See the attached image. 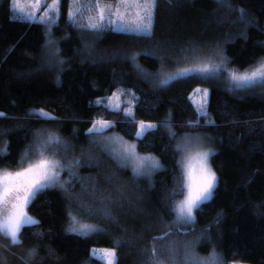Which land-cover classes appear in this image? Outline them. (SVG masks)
I'll return each instance as SVG.
<instances>
[{
  "label": "trees",
  "instance_id": "16d2710c",
  "mask_svg": "<svg viewBox=\"0 0 264 264\" xmlns=\"http://www.w3.org/2000/svg\"><path fill=\"white\" fill-rule=\"evenodd\" d=\"M228 2L243 10V22L239 11L222 7L219 0H157L152 33L146 36L77 31L68 23L70 0H62V16L49 37L44 25L15 18L11 0H0L5 163L15 164L36 133L51 132L62 141L55 158L74 169L70 177L64 173L69 180L63 189H46L27 207L38 223L21 229V244L0 236V264H103L91 256L96 247L115 248L117 264H152L154 259L172 264L170 253L182 261L192 243L202 256L215 250L224 264H264V90L232 91L226 71L215 80L193 77L157 86L161 74L197 60L222 56L226 69L242 73L264 59V0ZM49 38L57 41L62 65L47 62ZM136 54L135 63L153 79H144L126 58ZM199 87L210 91L208 117L200 116V126L189 128L197 119L189 97ZM118 89H130L139 98L137 121L159 125L137 139L138 151L162 164L151 179L121 167L88 134L94 121L104 119L116 124L111 131L136 139V125L96 104ZM165 122L177 133L174 138ZM186 133L212 137L208 145L216 149L211 165L218 182L195 222L180 226L173 223V209L183 197L173 193L180 173L176 148ZM63 143L71 150L65 151ZM70 214L103 231L89 237L67 231ZM32 250L36 254L29 257Z\"/></svg>",
  "mask_w": 264,
  "mask_h": 264
},
{
  "label": "snow or ice",
  "instance_id": "6c2138e0",
  "mask_svg": "<svg viewBox=\"0 0 264 264\" xmlns=\"http://www.w3.org/2000/svg\"><path fill=\"white\" fill-rule=\"evenodd\" d=\"M61 2L62 0H52L53 5L56 6L52 14L58 18L62 16L60 11ZM79 2L80 0H72L73 5ZM219 3L222 7L233 9L232 4L228 0H219ZM100 5L101 0H96L97 15L95 17L89 16L86 23L81 19L83 16L81 8L77 7L73 11L70 7L67 12L68 23L77 31H88L96 35H102L107 30L127 31L146 36L151 35L157 0H116V3L112 5ZM123 5H136L139 10L134 16H126L121 11V6ZM91 10L90 8L89 11ZM125 11H128V9H125ZM236 11L240 12V21L243 22V10L238 9ZM38 23L46 27V35L51 37V29L56 24L51 15L41 16ZM45 47L47 48V62L49 65H62L64 63L63 60L59 59L60 49L57 47V41L49 38L45 43ZM84 47L89 50L91 46L86 44ZM138 55L126 58L134 63L137 70L143 74L144 79H153L154 77L144 72L139 64L135 63ZM225 71L226 69L222 64L215 66L202 64L199 67L181 69L160 80L157 86H164L173 81H181L185 78L193 77L201 81L215 80L223 75ZM227 78L234 89L257 84L264 86V59L250 71H245L243 74H238L236 71L228 72ZM117 92L121 96H131L127 106L121 107L119 103L113 105V98L117 96V93H113L112 96L107 97L108 104L106 107L111 106V112L122 113L125 122H131L136 125L134 135L137 139L142 138L149 130L155 131L158 129V124L147 123L145 120H136L134 102L138 101L139 98L135 93L126 92L123 89H118ZM194 93L195 95L189 97V99L195 105L197 119L195 123L189 122V128L199 127V117L207 115L208 90L197 88ZM96 103L100 104L101 100H97ZM30 115L32 114L30 113ZM42 115L49 120L56 119L55 117H48L47 113H42ZM0 117H5V113L0 112ZM164 126L169 128L170 137L174 138L177 135V133L171 131L170 124L165 122ZM115 127L116 124L113 121L99 119L92 123V127L88 129V134L102 135L107 130ZM6 134L7 132H0V135ZM106 139L109 144L117 145V147L111 149L113 158L120 161L121 167L132 166L134 175H151L152 172L161 167L159 160L155 157L140 155L137 152L136 143H129L120 136L106 137ZM94 142L92 141V143ZM61 144L62 141L53 133L38 132L36 133V140L22 151L15 164L5 163L9 154L6 149L0 151V236L10 240L12 245L22 243L20 234L21 229L25 225L38 223V221L28 216L26 211L28 205L31 204L37 195L46 189L64 188V184L60 183V172L68 169H65L61 162L55 158L56 153L54 151ZM63 147L65 151L71 150V146L67 143H63ZM105 147L107 149V145ZM176 151L181 153V158L178 161L180 173L177 179L179 180V185L173 196H182L183 198L179 199L178 203L175 204L173 211L176 219L173 223L183 222L191 224L195 222L196 213L201 208V205L211 199L217 184V176L210 164L212 152L211 150H203L202 137L199 133H186L183 143L177 145ZM73 165H79V160H73ZM67 231L82 236H89L92 233H100L103 230L97 229L92 225L80 223L76 216H71L70 214V226ZM117 246H119V241H117ZM100 251L104 253L107 264H117L115 248H107ZM35 254V250H32L29 252V257H33ZM153 256L155 257V249H153ZM170 260L172 264H223L222 255L215 250L207 257H199L191 248L185 250L182 261L171 253ZM152 264H162V262L154 259Z\"/></svg>",
  "mask_w": 264,
  "mask_h": 264
},
{
  "label": "rangeland",
  "instance_id": "374dc122",
  "mask_svg": "<svg viewBox=\"0 0 264 264\" xmlns=\"http://www.w3.org/2000/svg\"><path fill=\"white\" fill-rule=\"evenodd\" d=\"M115 3H116V0H112V1H108V2L101 0V5L100 6L112 5V4H115ZM95 5H96V0H80V2L78 4H75V5H73L72 4V0H70V7L72 8L73 11H75V8H77V7H80L81 8V10L83 12V16H82L81 19L85 23L87 22V19H88L89 16L95 17L97 15V10H96ZM55 7L56 6L53 5L52 0H15V2H14V0H11V8H12L14 17L15 18H18L20 20L29 21V22H38V20H39V18L41 16L51 15L52 19L55 20L56 23H58L60 17L58 18L56 15H53L52 14L53 9ZM60 7H61V5H60ZM90 8L92 9L91 11H89ZM125 9H128V11H125ZM138 10H139V8L136 5H123V6H121V11L124 12L126 16H134ZM154 16H155V11H154ZM31 17H34V18H31ZM153 23H154V21H153ZM53 27H54V25H53ZM53 27L51 29L52 32H53ZM113 31H115V30H113ZM116 32H121V31H116ZM122 33H128V34H134V35H141V34L131 33V32H127V31H123ZM202 64H211L213 66L218 65V64H222L225 69L227 68V66L225 65L224 59L222 58V56H219L216 59L197 60V61H194V62L188 64V65L187 64L186 65H183L182 67H179V68H177V69H175L173 71H169V72H166V73L161 74L160 75L161 77H159V78H160V80H162V79H165L168 76L176 73L177 71H179L181 69H184V68H192V67H199ZM1 66H2V56L0 55V79H1ZM248 71H250V70H248ZM228 72H232V71H229L228 69H226L227 77H228ZM237 73L238 74H243L244 72H242V73L237 72ZM227 83H228L229 89L232 90V91H242V90H247L249 88H254V87H257L259 89H263L264 90V86H261L259 84L252 85V86H248V87H244V88H236V89H234L232 87L231 82L228 80V78H227ZM199 89L203 90V89H207V88L199 87ZM123 90L126 91V92L134 93L130 89L129 90L128 89H123ZM207 90H208V97H207L206 111H207L208 102H209V96H210V91H209V89H207ZM114 93H117V96L113 98L112 104L115 105V104L119 103V104H121V107L127 106V102L129 100H131V96L130 95L121 96L120 93L117 92V91L114 92ZM112 95H110V96H112ZM194 95H195V93L193 92L192 95H191V97L194 96ZM110 96H108V97H110ZM97 100H101V103H100L101 105H107L108 104L107 97L100 98V99H97ZM135 105H136V101L134 102V110H135ZM108 107L110 108L111 106H108ZM204 117L207 118L208 117V114L206 116H204ZM147 123H149V122H147ZM199 134L202 137V148H203V150H205V151L211 150V152H212V155L210 156V164H211L212 156L215 154V151H216V149L213 146L208 145V142H210V140H212V137L210 135H208L207 133H199ZM94 136H95V140H97L98 142H100L101 145L105 149H106L105 146L107 145V149L106 150L109 152L110 155H111V149L113 147H117V145L109 144L108 141H107V139H106V137L120 136V137H123V139L125 141H128L129 143H136V145H137V152L140 155H142V156H149L150 155V156L155 157L157 160H159L156 156H154L152 154H142V153H140L138 151V142H137L138 140H137V138L135 140H129V139L125 138L123 135H121V134H119L117 132L111 131L110 129L107 130L102 135H94ZM184 139H185V135H183L182 137L179 138L178 144H182L183 141H184ZM180 157H181V153H180ZM115 160L121 166L120 161L118 159H115ZM159 162H160V160H159ZM160 165H161V167L158 170L152 172L151 175H145V176H137V175H134L132 166H128V167H126V169H129L133 173V175L136 176V177H147V178L151 179L156 172H158L159 170H161L163 168L161 162H160ZM64 167H65V169H68V170L61 171L60 172V183H63L64 186H65L66 185L65 182H68L69 178H64L63 177L64 173L65 172H68L69 177H70L72 174H74V169L71 166H64ZM211 167H212V165H211ZM123 168H125V167H123ZM212 170L214 171L213 167H212ZM70 173H72V174H70ZM217 182H218V179H217ZM216 186H217V184H216ZM213 193H214V191H213ZM212 196H213V194H212ZM26 211H27V209H26ZM75 216L77 217V219H78V221L80 223L92 225L95 228L102 230V228L99 225L94 224V223H87L85 221H82L77 215H75ZM178 225H180V226H191L192 223L191 224H185L183 222H180V223H178ZM95 234H97V233H92L89 236H93ZM89 236H87V237H89ZM191 245L192 246L189 247V248H191L192 251H194V253L196 255H198L199 257H207V256L199 255L196 252L195 243L194 244L192 243ZM103 249H107V248H99V247L93 248L92 251H91V256H92V258H94L96 260H99L103 264H107V260H106V257L104 255V253L102 251H100V250H103ZM94 250H96L95 251V254H94ZM230 264H247V263L231 262Z\"/></svg>",
  "mask_w": 264,
  "mask_h": 264
}]
</instances>
